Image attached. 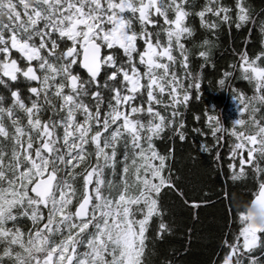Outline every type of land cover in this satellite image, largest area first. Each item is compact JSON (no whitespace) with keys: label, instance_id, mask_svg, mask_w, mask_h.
<instances>
[{"label":"snow or ice","instance_id":"snow-or-ice-1","mask_svg":"<svg viewBox=\"0 0 264 264\" xmlns=\"http://www.w3.org/2000/svg\"><path fill=\"white\" fill-rule=\"evenodd\" d=\"M233 30L261 47L245 37L222 70ZM209 67L232 111L203 103ZM189 118L208 167L249 193L212 264H264V5L0 0V264H178L193 229L170 255L161 190L192 220L210 200L176 166Z\"/></svg>","mask_w":264,"mask_h":264},{"label":"trees","instance_id":"trees-1","mask_svg":"<svg viewBox=\"0 0 264 264\" xmlns=\"http://www.w3.org/2000/svg\"><path fill=\"white\" fill-rule=\"evenodd\" d=\"M251 3L259 8L264 5V0H251ZM198 26V19L194 21ZM242 31V30H241ZM247 37V47L249 54L261 47L260 37L256 32L251 35L247 33L233 30L231 35L225 32L219 41V46L215 50L214 60L220 69H225L229 61L235 60V57L230 55L229 48H234ZM219 74H222L219 73ZM214 69L209 67L206 70L207 79L202 83V100L211 111L213 107L218 110H223L225 106H229L228 110L232 111L234 105L225 93L219 91L215 86H210V81H215L219 75ZM246 81L237 80L235 85L244 87ZM232 105V106H231ZM194 107L203 110L204 105H196ZM188 138L186 142L177 141L175 144L176 159L179 161L176 166L181 168L184 175L189 178L191 183L189 187L192 189L191 195H203L209 197V203L202 205L203 211L198 219L192 220L189 216L188 209L176 203L170 192L166 189L161 190V196L165 198V202L169 205L172 212L175 214L172 219L176 220L180 225L179 230L175 235L169 238L165 245L169 249L180 248L187 238V232L183 228L184 224H188L193 229L192 240L187 244V250H181L179 256L173 257L178 264H212V261L217 259L216 253L222 254L220 250L221 241L225 236L231 235V230L238 226V221L235 218L236 208L243 206L248 196V190L243 187H237L236 183L230 180L222 172L216 169L215 165L212 168L208 167V153L203 152L200 144L205 142L207 138L197 136L191 131L192 128L200 127L199 122L189 118L187 125ZM160 150L165 147L164 142L157 141ZM224 149H221L223 155ZM230 200L233 203L230 204ZM231 209V211H229Z\"/></svg>","mask_w":264,"mask_h":264}]
</instances>
